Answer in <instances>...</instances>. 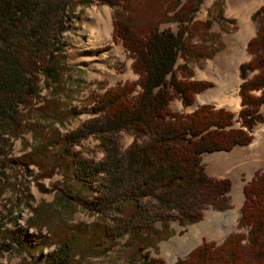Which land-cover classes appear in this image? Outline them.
Masks as SVG:
<instances>
[{
  "label": "trees",
  "instance_id": "1",
  "mask_svg": "<svg viewBox=\"0 0 264 264\" xmlns=\"http://www.w3.org/2000/svg\"><path fill=\"white\" fill-rule=\"evenodd\" d=\"M88 1L92 0H0V159L10 149L8 137L17 138L22 131L21 109L34 107L39 76L50 83L57 81L65 66L62 34L70 27L74 8ZM103 2L122 10L129 4V0ZM198 5L199 0H174L163 13L164 19L139 27L113 10L111 40L118 41L131 59L136 78L92 95L89 119L50 136L39 143V150L33 147L19 159L21 164L39 167V153L46 159L45 151L57 145L56 160L49 166L52 170L45 174L50 176L58 163L65 164L76 181L95 192L89 201L92 209L113 205L122 214L118 228L143 238L159 234L170 221L184 226L200 220L207 208H228L230 180L207 174L201 155L248 145L253 127L264 123V4L249 16L254 33L245 42L248 59L237 65L238 110L234 113L209 103L186 113L170 109L172 98L188 107L195 94L212 86L210 81L191 79L189 69L178 63L180 57L189 55L187 25ZM165 22L174 23L175 28H159ZM60 113L58 108L54 115ZM63 113L75 115L71 109ZM121 132L132 138L122 150L118 143ZM89 135L102 151L99 161L79 157L72 150L73 144ZM98 174L101 183L94 187ZM2 177L0 171V181ZM241 194L237 231L229 232L217 245L202 240L172 264H264V169L253 172ZM7 236L28 247L42 244L37 242L38 231L12 229L6 230ZM2 246L10 245L6 241ZM143 249L139 245L126 264L160 263ZM74 255L71 243L61 241L44 255L43 263L69 264Z\"/></svg>",
  "mask_w": 264,
  "mask_h": 264
},
{
  "label": "rangeland",
  "instance_id": "2",
  "mask_svg": "<svg viewBox=\"0 0 264 264\" xmlns=\"http://www.w3.org/2000/svg\"><path fill=\"white\" fill-rule=\"evenodd\" d=\"M261 1L264 0H199L187 25L189 55L187 59L180 57L178 63H184L189 69L191 79L207 80L212 86L195 94L188 107H182L178 98H172L171 110L186 113L202 103L222 106L234 113L238 110L237 65L248 59L245 42L254 33V23L249 16ZM173 2L129 0L128 8L122 10L110 7L103 0H92L74 8L70 27L62 34L66 44L65 66L54 83L48 79L43 81L39 76L40 91L34 107L21 109L22 131L17 138L8 137L10 149L0 159L3 173L0 181V264H44V255L61 241L71 243L75 254L69 264H126L139 245L144 246L148 257L160 260L156 264H172L202 240L217 245L229 232L237 231L241 187L255 170L264 169V123L253 127L249 145L201 155V164L207 174L230 180L228 208L222 211L207 208L200 220L184 226L170 221L159 234L145 238L118 228L122 214L113 205L92 209L89 201L95 192L76 181L65 164L58 163L50 176L45 174L56 160L57 145L52 144L51 149L45 151L46 159L39 153V167L21 164L19 160L33 147L39 150V143L50 136L61 135L89 119L92 95L136 78L130 69L131 59L118 41L111 40L112 11L117 9L139 27L164 19L163 13ZM166 26L175 28L172 22L159 23V28ZM201 53L205 57H201ZM58 108L61 113L55 116ZM64 109H71L75 115L67 117ZM131 139L127 132L119 134L121 150ZM72 150L79 157L94 162L102 156L93 135L73 144ZM100 183L101 175L98 174L94 187H99ZM124 210L127 212L128 208ZM154 225L157 229L160 226L158 222ZM12 229L26 230V233L38 231L37 242L42 244L32 243V247H28L18 240H8L6 230ZM238 231L245 232V229ZM6 241L10 246L5 248L2 243Z\"/></svg>",
  "mask_w": 264,
  "mask_h": 264
},
{
  "label": "crops",
  "instance_id": "3",
  "mask_svg": "<svg viewBox=\"0 0 264 264\" xmlns=\"http://www.w3.org/2000/svg\"><path fill=\"white\" fill-rule=\"evenodd\" d=\"M261 4H264V1H261V2L257 3V5H256L255 7H258V6L261 5ZM255 7H254V8H255ZM254 8H253V9H254ZM248 145H249V144H248Z\"/></svg>",
  "mask_w": 264,
  "mask_h": 264
}]
</instances>
